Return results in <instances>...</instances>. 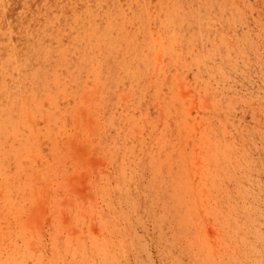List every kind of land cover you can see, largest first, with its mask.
<instances>
[{
	"label": "rangeland",
	"instance_id": "1",
	"mask_svg": "<svg viewBox=\"0 0 264 264\" xmlns=\"http://www.w3.org/2000/svg\"><path fill=\"white\" fill-rule=\"evenodd\" d=\"M104 7L0 0L49 82L3 141L0 264H264V0Z\"/></svg>",
	"mask_w": 264,
	"mask_h": 264
},
{
	"label": "bare ground",
	"instance_id": "2",
	"mask_svg": "<svg viewBox=\"0 0 264 264\" xmlns=\"http://www.w3.org/2000/svg\"><path fill=\"white\" fill-rule=\"evenodd\" d=\"M88 1L90 3V7L93 8V10H96L99 7L105 8L104 6H106L107 0ZM66 6L67 4H64L62 6L63 11L67 10ZM116 13L117 14L115 16L118 19V16H121L122 18L125 17V12L122 9L118 10ZM170 19L171 17L169 16L168 21ZM167 22L164 25H166ZM30 25L31 24L26 25L27 28L24 31L16 32L13 38L11 36L7 42L5 41L7 43V47L2 46L4 42L0 44V164H3L5 159V156H3V154L6 156H11L18 151V148L11 147L12 149L10 148L8 152H5L6 154L1 152L2 147L4 145V138L9 136L12 130H15V128H18V126L26 123L25 119L22 117V110L25 104L26 96L33 91L34 86L36 87L37 83L39 82V84H42L43 87L49 86V82H46V79L41 74H34L35 77L32 79V85L27 87L22 82H20V79L22 80V78L24 77V73L16 72V70H22L23 63L27 68L28 66L31 67L33 65V71L36 72L37 67H39V65L35 66L32 61H37L39 55H44L46 49L48 48L45 44H41L39 46L34 42L36 44L34 49L26 53L28 51V44L31 45L33 43V41L29 40V38L38 36L40 34L36 27H30ZM7 27L8 26H6V28ZM6 28H2V30H6ZM88 29H91V26ZM53 41L54 39L50 40V43H52ZM57 41H54V44L57 43ZM131 47L133 48L132 45ZM24 48L26 50H24ZM23 50L25 53H23ZM15 53L21 58L17 59L18 57L15 55Z\"/></svg>",
	"mask_w": 264,
	"mask_h": 264
}]
</instances>
